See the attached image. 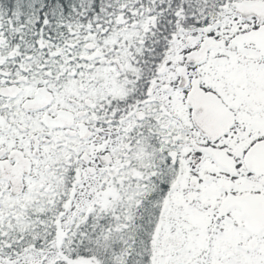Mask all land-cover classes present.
Here are the masks:
<instances>
[{"label":"snow or ice","instance_id":"6c2138e0","mask_svg":"<svg viewBox=\"0 0 264 264\" xmlns=\"http://www.w3.org/2000/svg\"><path fill=\"white\" fill-rule=\"evenodd\" d=\"M0 264H264V0H0Z\"/></svg>","mask_w":264,"mask_h":264}]
</instances>
